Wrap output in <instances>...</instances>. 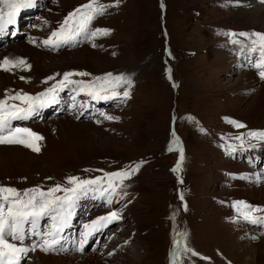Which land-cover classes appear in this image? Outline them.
Here are the masks:
<instances>
[{
    "label": "rangeland",
    "instance_id": "1",
    "mask_svg": "<svg viewBox=\"0 0 264 264\" xmlns=\"http://www.w3.org/2000/svg\"><path fill=\"white\" fill-rule=\"evenodd\" d=\"M67 1L57 0L52 10L48 7L52 0H38L39 18L32 23L35 28L29 33L21 32L15 39L25 38L22 41L43 51L23 43L28 49L45 54L46 72L34 74L32 68L0 71V77L11 76L14 83L0 89V98L6 91L38 94L67 71L88 72L91 76L121 72L133 80L130 98L122 103L102 102L100 107L106 114L119 117L116 121H107L102 116L97 123L68 115H45L31 120L27 127L43 138L44 133L48 134L49 144L43 139L39 153L25 147L1 146L20 148L31 156L26 162L3 161L0 185L20 190L34 186L46 189L57 183L65 184L69 176L94 178L140 163L138 172L131 177L136 190L128 191L120 202L124 218L105 232V235L112 234L109 239L113 245L118 240L122 244L108 248L111 242L109 239L104 242V247L95 252L96 264H170L174 212L176 229L187 231V244L200 254L199 257L189 255L184 264H252L253 251L250 250L258 249V244L264 250V236L257 237L256 233L260 232L239 235L238 232L245 229L239 226L241 222H236L232 204L247 202L249 198V202H258L260 187L254 183L252 193L247 191L248 194L238 196L246 200L233 197L235 194L228 182L230 162L225 159H233L234 155L227 156L222 145L239 143L233 138L249 131L264 130V100L256 107L254 100L264 87V79L256 70L254 76L249 74L246 81L236 85L239 75L248 73L245 70L249 68L244 67V58L237 55V46L229 42L226 33L261 31L240 27L231 16L236 8L230 9L228 0H121L118 7L109 9L94 22V27L112 30L110 35L95 41L97 47L81 43L52 52L40 43V37L50 32V20L55 17L61 20L70 9L86 2ZM252 1L258 4L259 0ZM71 2L74 5L66 9ZM102 2L114 3L115 0ZM61 11L64 14L60 16ZM45 20L47 24L43 23ZM30 38H35L36 43H31ZM13 55L8 47L0 52V58H24L30 64L25 55ZM62 63L72 66L66 69L61 67ZM21 76L26 79L22 80ZM50 76L55 79L45 83ZM73 79L87 81L91 77ZM66 92L67 89L61 94ZM58 116L70 118L72 121H67L75 125L55 120ZM49 118L53 121L49 122ZM104 121L110 125L102 126ZM228 121H237L245 127L237 129ZM40 129L44 133L38 131ZM173 130L185 154L180 170L182 183L180 177L179 183L176 182L177 172L173 171L179 152L168 150ZM245 138V147L257 143ZM59 144L65 147L60 149L63 154L48 149ZM2 158L5 160L8 156ZM238 160L249 169L250 163L245 158H238L236 162ZM81 203L82 200L79 206ZM85 212L88 218L92 213H103L99 208ZM254 246L258 247L253 249ZM105 249L108 255L101 256Z\"/></svg>",
    "mask_w": 264,
    "mask_h": 264
},
{
    "label": "snow or ice",
    "instance_id": "2",
    "mask_svg": "<svg viewBox=\"0 0 264 264\" xmlns=\"http://www.w3.org/2000/svg\"><path fill=\"white\" fill-rule=\"evenodd\" d=\"M235 2L239 4V0ZM37 3L38 0H0V35L9 34V27L17 24L21 12L36 7ZM120 3L121 0H115L114 3L88 0L87 3L68 12L58 26L40 43L45 48L57 51L62 47H76L81 43H90L93 47H97L95 41L100 37L110 35L112 30L94 27V22L105 15L109 9L118 7ZM43 23L47 24L48 21L45 20ZM226 35L230 38L229 42L237 46V55L246 59L249 66L257 69L259 77L264 79V33L252 31L226 33ZM30 42L35 44V38H30ZM14 69L29 71L31 65L24 58H0V71L11 72ZM168 71L169 79H171V69ZM73 77H91V79L86 81L73 79ZM21 79L26 78L21 76ZM54 79L55 76H50L44 82L47 83L48 80ZM132 87L133 80L124 74L106 73L103 76H91L88 72L67 71L56 83L35 95L22 90L6 91L4 97L0 98V145H19L34 153H39L43 136L30 127L14 125V122L30 120L40 109L58 103L60 93L65 89L74 93L73 107L75 108L79 103V107L87 111L90 106L89 100L96 103L126 101L130 98ZM79 96L88 97L89 100L77 102ZM83 114V112L80 113V115ZM100 115L108 121L119 120V117L103 112ZM189 119L194 118L189 117ZM96 122L100 123L99 119ZM228 122L237 129L245 127L237 121ZM200 131L205 132L203 128H200ZM172 135L173 140L168 150L175 149L179 152V160L173 169L174 172H178L185 160V154L174 130ZM245 137L257 143L247 144L245 147L247 143ZM233 139L239 143L229 142L222 145L229 155L251 151L264 144V130H252ZM140 167L141 164L137 163L135 166L104 172L102 176L87 179L69 176L65 184L57 183L46 189L43 186H34L20 190L16 187L0 185V264H22V261L28 258L29 253L37 249L44 253L66 251L64 248L65 232L72 226L80 201L91 197L103 201L110 210L83 224L84 231L74 245L75 251L83 253L92 237L103 232L113 223L122 220V208L113 207V205L120 204L127 196L128 184L125 181L130 180ZM244 179L252 178L246 176ZM255 180L258 183H264V174L256 176ZM180 199L184 200L183 194ZM232 207L237 214L236 222L242 220L252 225L264 226V207L246 201H236ZM184 210H187L186 204H184ZM175 217L174 212L172 216L174 236L173 247L170 250V264H184V260L189 255L199 257L200 254L187 244V231L176 229ZM26 241H31V243H26Z\"/></svg>",
    "mask_w": 264,
    "mask_h": 264
},
{
    "label": "bare ground",
    "instance_id": "3",
    "mask_svg": "<svg viewBox=\"0 0 264 264\" xmlns=\"http://www.w3.org/2000/svg\"><path fill=\"white\" fill-rule=\"evenodd\" d=\"M56 1L57 0H52V4L50 6H48V7H50V8L52 7V10L55 9V8H53V4ZM61 1L63 3H67L68 2L67 0H61ZM228 3L232 6L230 9L236 8L231 16L233 17V19L235 18V21L239 22V26L240 27L248 28V29L252 28V30L256 29V30H259L262 33H264V3H261L260 0L258 1V4H256L252 0H239V4H237L235 2V0H228ZM73 5H74V3L71 2V3L68 4V6H65V7H67L66 9H69ZM228 9H229V7H228ZM71 10L72 9H70L69 11H71ZM59 14L61 16L64 13H62V11H61ZM62 20H63V17L61 18V20H60V17L59 18L55 17L52 20H50V22L52 23L51 26H50V32L53 29H55L57 27V23L61 22ZM50 32L47 33L46 36H48L50 34ZM0 36L4 37V44H2L0 46V52L3 51V47H8V50L11 51V54L13 52L16 55V57L23 56V55H25L27 57V59L30 61L31 68L34 71V74L42 75V74H44L46 72V66H45V63H44L45 62V54H42V53H40L38 51H35L34 49H28V47H26L24 44L29 45L31 48H35V49H37V48L35 46H31L28 43H25V41H22L25 38L21 39V40H18L16 42H12V39L6 37L5 35H0ZM46 36H41L40 37V41H42L43 39L47 38ZM26 49H27V51H25ZM37 50H39V49H37ZM46 50H48V49H46ZM39 51H41V50H39ZM69 51L71 52L72 50H69ZM23 52L25 54H23ZM41 52H43V51H41ZM62 52H66V51H61L60 53H62ZM44 53H47V52H44ZM15 55H13V56H15ZM50 55H52V54H50ZM240 58H243V57L240 56ZM242 63H244V67L249 68L250 71L248 69H246L245 72H248V73H245L243 75L242 74L239 75V81L237 80V83H236V85H238V86H239L240 82H243V80L246 81L248 79V77H250L249 74L254 76V71L257 70L255 68L249 66V63H248V61L246 59H244ZM71 66L72 65H69L68 63L67 64L65 63L61 67H65L66 69H69V68H71ZM55 68H58V67L55 66ZM49 72L50 71H47L48 74H49ZM47 73L45 74L46 76L48 75ZM118 74H122V73L120 72ZM13 84L14 83L12 82L11 76L0 77V89H4L8 85H13ZM259 90H260L259 95H257L254 98L255 103H256L255 107L257 105L258 106L260 105L259 103H261V100L262 101L264 100V87H261ZM71 94L72 95H71L70 98L72 99V96L74 95V93H71ZM61 96L64 97L65 94L64 95L61 94ZM81 100H84V99H77V102H79ZM59 103L61 105H63L61 102H59ZM103 113H105V110L103 111ZM87 114H89V113H85V115H87ZM99 118H102V116L100 115V117L92 119L91 121H97V119H99ZM54 119L57 120V121L60 119V122L61 121H67V120L72 121L70 118L65 117V116H58V117H56ZM62 119H65V120H62ZM52 121H53V118H49V122H52ZM107 121H104L105 124L102 123V126L105 127V126L110 125L109 122H107ZM67 124L68 125H75L73 123H70L69 121H67ZM38 131H40L41 133H44L43 130H41V129L38 130ZM47 138H48V134L44 133V139H47ZM49 140L47 139V143L48 144H49ZM1 146L23 148V147L17 146V145L16 146L15 145H13V146H11V145H0V164L3 161H7V160L8 161L10 160V161L26 162L27 158L29 156H31L26 151H23V149H20V148H4V147H1ZM263 146L264 145H261V146L259 145V147H263ZM48 147H50V146H48ZM55 147L57 149L56 148H53V149L48 148V149L50 151H52L53 153L57 152V151H60L59 153L57 152L58 154H60L61 153L60 149L61 148H63V149L65 148L61 144L56 145ZM63 151H65V150H63ZM250 152L252 153V157L256 158V157H258L259 149L257 147V148H255V149H253L251 151L238 152V153L234 154L233 159H228V158L225 159L227 162H230L229 164L227 163L228 164L227 166H230V170H231V171L229 170L230 171V173H229L230 177L228 179V182L230 184V188L231 189L233 188V191H234L233 193L235 194V195L233 194L234 195L233 197H236V198H242V197H238V196H240L242 194H246L247 191L252 193L254 191L253 184L256 183L257 187H260V196H259L260 198H259V201L258 202L257 201L256 202L255 201L249 202L250 201V198H249V200L247 202H249V203H251L253 205H257V204L260 205V204H264V185H263L264 183L256 182L255 177L260 175V174H264V172H263V170H261V168H258V167H256V165L251 163V155L249 154ZM241 153H243L245 155L244 158L253 167L252 169H250V168L247 169L244 165L242 166V164L239 162V160L236 162V160L238 158L240 159ZM61 154H63V153H61ZM3 156H8V158L3 160V158H2ZM177 173H176V176L178 177V179L176 180V182L179 183V181H180L179 179L181 178V174H180V171L177 172ZM246 176L247 177H251L252 179H244V177H246ZM133 179L134 178L130 179V181H128L126 183V184H128V187H127L126 191L127 190H129V191L130 190L131 191L132 190H136V189H133V187H132V185H133L132 180ZM242 199H244V198H242ZM244 200H246V199H244ZM97 202L103 203V201H97ZM255 203H257V204H255ZM259 205H257V206H259ZM94 207H95V205H93L90 208V210L94 209ZM87 208H88V206H85V205L82 206V209H87ZM77 214L80 215V212L76 211L75 215H77ZM91 215H94V214L92 213ZM240 222L243 225H240L241 223H239V222H237V223H239V226L241 228L245 229V230H244V232L243 231L242 232H238L239 235H241L243 233L250 234L252 232L251 234H253V233L255 234L256 232H260L258 234L256 233V236L257 237L258 236H264V226L252 225V224L244 222L242 220H240ZM231 226H232V223H231ZM96 239H97V235L95 237V240ZM108 241L111 242L110 239ZM27 242L28 241H26V243ZM98 242L100 243L101 240H99ZM117 244L121 245L122 243H121L120 240H118V242L115 243V245H113V242H111V244H110V246L108 248L112 247V245L116 246ZM258 246H254V248H253V249H255V247H258V249L250 250V251H253V253H252V261H251L252 264L264 262V250L262 248L263 246H260V244H258ZM107 249H105L104 252H102L100 255L101 256H107L108 255ZM97 259H98V255L96 253H93V252H90V251H86L85 253L84 252L83 253H81V252H79V253L70 252L69 253L68 252V253H60L59 254V253H44V252L40 251L39 249H37L34 252H30L28 258L24 262L22 261V264H96Z\"/></svg>",
    "mask_w": 264,
    "mask_h": 264
}]
</instances>
